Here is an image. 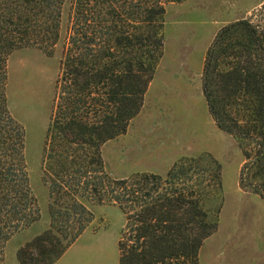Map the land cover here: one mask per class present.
<instances>
[{"label": "trees", "instance_id": "obj_1", "mask_svg": "<svg viewBox=\"0 0 264 264\" xmlns=\"http://www.w3.org/2000/svg\"><path fill=\"white\" fill-rule=\"evenodd\" d=\"M63 1L0 0V264L8 238L39 218L24 127L7 106L6 61L16 49L52 47ZM179 1L71 0L41 145L48 227L16 249L18 264H52L92 220L88 203L124 215L117 264H198L220 208L219 162L204 153L163 174L112 178L101 154L139 112L162 55L166 5ZM200 87L215 126L239 147L238 187L264 200V2L214 32Z\"/></svg>", "mask_w": 264, "mask_h": 264}, {"label": "rangeland", "instance_id": "obj_2", "mask_svg": "<svg viewBox=\"0 0 264 264\" xmlns=\"http://www.w3.org/2000/svg\"><path fill=\"white\" fill-rule=\"evenodd\" d=\"M264 0H182L166 5L162 55L139 112L124 133L101 148L112 178L135 172L163 174L181 157L210 154L220 164L221 203L216 227L198 249V264H264V200L237 185L242 155L236 140L212 121L201 92L203 56L214 32L248 16ZM71 0L60 11L51 48H20L6 61L7 106L24 127V157L39 218L11 235L3 264H18L15 251L48 227V194L40 180V155L59 72ZM92 220L52 264H117L116 239L124 215L114 204L88 203Z\"/></svg>", "mask_w": 264, "mask_h": 264}, {"label": "crops", "instance_id": "obj_3", "mask_svg": "<svg viewBox=\"0 0 264 264\" xmlns=\"http://www.w3.org/2000/svg\"><path fill=\"white\" fill-rule=\"evenodd\" d=\"M147 90V89H146Z\"/></svg>", "mask_w": 264, "mask_h": 264}]
</instances>
